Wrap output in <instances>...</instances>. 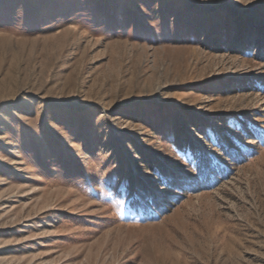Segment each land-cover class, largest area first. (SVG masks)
Segmentation results:
<instances>
[{"label":"rangeland","instance_id":"obj_1","mask_svg":"<svg viewBox=\"0 0 264 264\" xmlns=\"http://www.w3.org/2000/svg\"><path fill=\"white\" fill-rule=\"evenodd\" d=\"M0 264H264V0H0Z\"/></svg>","mask_w":264,"mask_h":264},{"label":"bare ground","instance_id":"obj_2","mask_svg":"<svg viewBox=\"0 0 264 264\" xmlns=\"http://www.w3.org/2000/svg\"><path fill=\"white\" fill-rule=\"evenodd\" d=\"M218 17V16H217Z\"/></svg>","mask_w":264,"mask_h":264}]
</instances>
